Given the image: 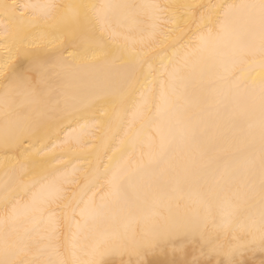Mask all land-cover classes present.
Wrapping results in <instances>:
<instances>
[{
  "label": "snow or ice",
  "instance_id": "1",
  "mask_svg": "<svg viewBox=\"0 0 264 264\" xmlns=\"http://www.w3.org/2000/svg\"><path fill=\"white\" fill-rule=\"evenodd\" d=\"M2 7L5 68L16 46L40 47L38 33L54 51L27 54L0 90L5 142L33 148L0 182V264H249L246 255L264 254V0L198 13L88 0ZM189 21L171 55L147 57L161 24L183 31ZM205 53L211 75L197 71ZM56 76L63 87H53ZM65 124L62 144L103 129L78 191L83 169L56 167L61 156L32 159L55 151L44 141Z\"/></svg>",
  "mask_w": 264,
  "mask_h": 264
},
{
  "label": "bare ground",
  "instance_id": "2",
  "mask_svg": "<svg viewBox=\"0 0 264 264\" xmlns=\"http://www.w3.org/2000/svg\"><path fill=\"white\" fill-rule=\"evenodd\" d=\"M44 3L47 2V0H0V21L4 19L3 12L4 9L2 5L7 4L10 6L19 5V4H25V3ZM52 2L60 4V5H67L70 3L79 2V0H52ZM88 2L93 3H104V2H110V3H132V4H159L163 6H169V5H184V4H190L193 6L194 12L198 13L201 5H209V4H218V3H240L244 2V0H88ZM21 11H23L21 9ZM25 16H27V13H24ZM150 13L148 10H144L142 14L138 17V19L141 21L139 28L143 30L144 34L147 36L149 32L152 31L150 25L153 23V21L149 18ZM43 23V22H42ZM55 24L56 19L53 18L47 22V26L45 27V31L51 33L55 31ZM192 27L191 22L180 24L179 30L176 28L175 24H161L158 29L156 30L154 36L150 38L145 47L144 50L147 54V57H157L161 54H167L171 55V50L173 44L176 43V41L186 32H188ZM4 40V36L2 32H0V41ZM35 42L40 45L38 48H23L16 46L13 49L14 53V59L10 64H8V67L5 68V61L7 57V49L5 48V45L3 43H0V90H2V84L7 75L11 72L12 68L17 67L21 64H25L27 62V54L32 53H38L40 55H47L54 51V48L49 44L47 38H42L41 35L38 33L35 36ZM137 47H140V45H137ZM167 61L165 60V63ZM155 63L158 65L160 63L159 59L155 61ZM205 71L209 75L213 72V56L211 53H205V63L201 65V68H198L197 71ZM84 72H100L104 71L102 68L97 69H84ZM64 85V78L62 76H56L53 80V87H63ZM75 86V83L74 85ZM19 102V99H18ZM21 111H24V109H21ZM106 119V118H105ZM138 126V125H137ZM73 128L78 127L77 124H72ZM72 129L68 128L67 125H63L62 129H58L57 131L53 132L49 138L44 141V143L48 144L49 147H52L53 145H57L55 148V151L48 152L46 154H41L40 156L33 155L32 159L35 160H52L55 157L61 156L64 157L63 162H58L56 164V167H64L65 164L68 165L69 171L72 169H83L84 171H76L75 173V179L79 181L77 185H73V191H78L81 186H83L86 183V176L90 172V167L87 163H85V157L89 155V153L96 151L97 146L101 143V137L103 136V129L100 130L96 129H87L85 130V133L81 137V141L77 143L75 140L71 141L68 144H62V142L65 140L66 136L68 135V132H70ZM90 133V134H89ZM25 152H33L32 143H24L22 147H14L13 146V138L9 136L8 142H5V136H4V124H3V102L2 99H0V182H2L5 179V170L11 169V167L16 164L17 161L23 159V153ZM111 155V153H109ZM258 182V180H257ZM89 195H92V193H89ZM97 196H99V192L96 193ZM184 205L185 202L181 201L180 206L178 208H174V211L182 212L184 211ZM100 227H105L106 225L101 224ZM131 227L133 229L138 230L139 225L137 223H131ZM221 241H224V237L221 236ZM195 249L196 253H199V247L192 245L189 243L188 251L191 253ZM119 259V258H117ZM125 260L127 257L124 258ZM162 259V257H161ZM203 259H210L211 264H216L217 257L210 256V257H204ZM245 260L249 261V264H260L261 259H264V254H262L260 251H256L254 254H248L244 257Z\"/></svg>",
  "mask_w": 264,
  "mask_h": 264
}]
</instances>
